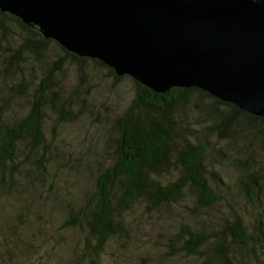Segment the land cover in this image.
<instances>
[{
  "label": "rangeland",
  "instance_id": "374dc122",
  "mask_svg": "<svg viewBox=\"0 0 264 264\" xmlns=\"http://www.w3.org/2000/svg\"><path fill=\"white\" fill-rule=\"evenodd\" d=\"M6 24L16 31L11 23ZM54 48L51 45L35 57L22 54L18 66L21 79L30 84L26 89L46 76L56 57ZM81 67L83 83L73 66H62L52 77L62 94L69 96L75 88L80 91L85 106L78 105L83 111L77 120L52 129L47 120L51 116L47 117L43 120L46 151L33 152L22 141L13 163L1 169L5 184L0 188V264H87L88 257L78 258L84 232L60 226L71 208L92 192L94 174L107 165L109 138L114 136L112 121L129 104L134 87L128 77L114 82L104 69L89 63ZM28 103L1 88L0 124L11 125ZM193 103L194 108L185 111L193 125L185 138L207 148L204 180L218 200L201 210L194 195L184 190L175 202L152 211L141 202L134 203L124 215L126 234L109 239L99 264H200L198 258L168 249L170 243L177 247L184 227L203 231L209 241L225 245L235 264H264V125L248 128L239 118L219 138L213 116H226L229 110L205 98ZM176 174L171 172L168 178ZM250 177L258 178L257 187L249 183ZM234 219L250 238L244 247L228 237L226 226Z\"/></svg>",
  "mask_w": 264,
  "mask_h": 264
},
{
  "label": "trees",
  "instance_id": "16d2710c",
  "mask_svg": "<svg viewBox=\"0 0 264 264\" xmlns=\"http://www.w3.org/2000/svg\"><path fill=\"white\" fill-rule=\"evenodd\" d=\"M13 40L16 42L14 47L10 45ZM51 45L56 49V57L52 59L46 76L26 89L30 84L21 79L23 73L18 66L22 54L35 57ZM2 51L5 54H0V89L16 93L29 103L21 117L11 125L0 124V188L5 184L1 169L13 163L11 159L22 141L33 152L38 149L46 151L48 140L43 131V120L51 116L47 120L54 129L77 120L83 111L78 105L84 108L85 102L80 99L77 88L66 96L52 81L62 66L77 67L81 83L84 81L81 66L86 63L104 69L114 82L128 77L116 76L97 60L78 58L66 52L54 41L43 39L17 18L0 12V53ZM17 74L20 78H17ZM131 83L133 96L111 124L114 136L109 138L108 163L94 174L92 192L84 197L83 202L71 208L60 226L61 229H81L84 232L78 258L84 261L88 257L87 264H99V255L109 239L126 234L124 215L136 202H141L146 210L152 211L162 204L175 202L184 190L194 195L196 206L201 210L211 207L218 200L204 180L203 161L207 148L201 144H190L185 138V133L191 132L193 127L186 119L185 111L190 106L194 108L192 102L195 99L205 98L229 110L226 116H213L212 120L218 124L219 138L226 134L231 125H236L239 118L246 121L248 128L256 123L264 125V119L241 112L228 103H221L196 88H170L163 93H153L132 79ZM171 172L177 173L174 178H168ZM248 181L255 187L259 185L257 177H250ZM226 231L230 241L236 245L244 247L250 241L243 234L237 219L226 226ZM180 233L182 239L177 247L170 243L169 251L198 258L200 264H235L227 247L209 241L203 231L191 232L184 227Z\"/></svg>",
  "mask_w": 264,
  "mask_h": 264
},
{
  "label": "water",
  "instance_id": "95a60500",
  "mask_svg": "<svg viewBox=\"0 0 264 264\" xmlns=\"http://www.w3.org/2000/svg\"><path fill=\"white\" fill-rule=\"evenodd\" d=\"M0 12L153 93L196 88L264 119V0H0Z\"/></svg>",
  "mask_w": 264,
  "mask_h": 264
}]
</instances>
